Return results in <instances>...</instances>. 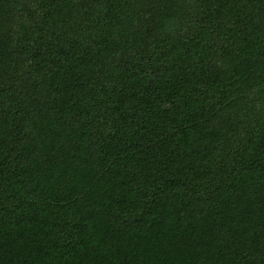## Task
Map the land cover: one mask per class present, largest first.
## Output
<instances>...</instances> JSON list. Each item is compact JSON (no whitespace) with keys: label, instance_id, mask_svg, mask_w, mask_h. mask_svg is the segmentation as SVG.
<instances>
[{"label":"trees","instance_id":"trees-1","mask_svg":"<svg viewBox=\"0 0 264 264\" xmlns=\"http://www.w3.org/2000/svg\"><path fill=\"white\" fill-rule=\"evenodd\" d=\"M0 264H264V0H0Z\"/></svg>","mask_w":264,"mask_h":264}]
</instances>
